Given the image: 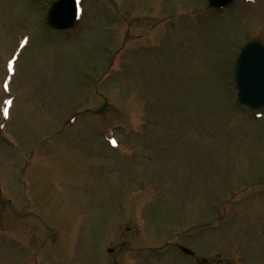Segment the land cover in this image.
Instances as JSON below:
<instances>
[{
  "label": "rangeland",
  "instance_id": "374dc122",
  "mask_svg": "<svg viewBox=\"0 0 264 264\" xmlns=\"http://www.w3.org/2000/svg\"><path fill=\"white\" fill-rule=\"evenodd\" d=\"M52 1L0 0V264H228L236 244L264 264V111L238 110L229 78L264 41V0L219 17L206 0H81L65 36ZM214 209L230 221L211 232Z\"/></svg>",
  "mask_w": 264,
  "mask_h": 264
},
{
  "label": "water",
  "instance_id": "95a60500",
  "mask_svg": "<svg viewBox=\"0 0 264 264\" xmlns=\"http://www.w3.org/2000/svg\"><path fill=\"white\" fill-rule=\"evenodd\" d=\"M213 1V0H212ZM213 5H218L217 2H212ZM62 3H59L56 7H60ZM63 11H60L59 8H55L52 16L50 13L48 15L47 23L52 27H59V28H65L71 24L72 17H66L65 15H62ZM62 15V16H59ZM259 50L256 48L255 45L250 44L246 46L241 55L238 62L240 63V67L242 68L244 66V76L241 74H238L235 77V80L237 81L238 86V100L242 104H246L250 107H257V97L258 93L255 91L258 87H264V77H260L261 71L264 70V58H260L261 64H257V61L254 59L253 54H257ZM251 60H248V59ZM247 62L245 65L244 63ZM240 68V69H241ZM254 76V84L256 86L251 85L252 82H249L247 77ZM260 93V92H259ZM263 94V92H261Z\"/></svg>",
  "mask_w": 264,
  "mask_h": 264
},
{
  "label": "snow or ice",
  "instance_id": "6c2138e0",
  "mask_svg": "<svg viewBox=\"0 0 264 264\" xmlns=\"http://www.w3.org/2000/svg\"><path fill=\"white\" fill-rule=\"evenodd\" d=\"M5 91H7V86L6 85H5ZM4 104L5 105H9L10 104V101L5 100L4 101ZM4 112H5V115H6L7 114V107H5ZM113 143H115V142L113 141Z\"/></svg>",
  "mask_w": 264,
  "mask_h": 264
}]
</instances>
